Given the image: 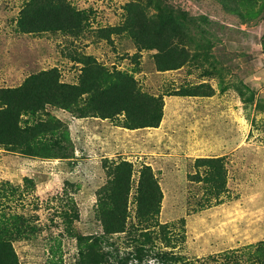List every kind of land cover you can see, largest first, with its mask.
I'll use <instances>...</instances> for the list:
<instances>
[{
    "label": "rangeland",
    "instance_id": "374dc122",
    "mask_svg": "<svg viewBox=\"0 0 264 264\" xmlns=\"http://www.w3.org/2000/svg\"><path fill=\"white\" fill-rule=\"evenodd\" d=\"M29 1L0 0V87L53 68L60 82L78 83L82 56L91 55L131 74L141 92L161 96L163 116L157 127L128 129L123 114L101 118L85 110L84 94L69 110L45 106L69 133L68 145L52 138L61 157L0 144V218L12 230L17 221L26 226L12 240L19 263L172 264L242 253L264 239V5L252 19L229 11L233 0H141L146 14L179 16L187 24L188 61L159 71L157 49L140 48L125 30H113L134 0H67L80 14L76 34L22 32L18 20ZM200 83L212 95L178 94ZM202 157L222 161L219 190L209 167L195 166ZM120 160L132 165L125 230L105 235L98 194ZM145 165L162 192L152 222L136 216ZM160 224L169 230V246Z\"/></svg>",
    "mask_w": 264,
    "mask_h": 264
},
{
    "label": "trees",
    "instance_id": "16d2710c",
    "mask_svg": "<svg viewBox=\"0 0 264 264\" xmlns=\"http://www.w3.org/2000/svg\"><path fill=\"white\" fill-rule=\"evenodd\" d=\"M259 5L255 9L257 0H233L228 9L244 18L253 19L260 17V7L264 5V0ZM125 9V21L113 30H125L140 48L157 49V70L175 69L188 61L189 51L185 40L189 36L184 31L187 24L179 16L171 19L148 15L143 10L141 0L128 2ZM18 26L22 32L57 30L76 34L80 29V14L67 0H30L21 10ZM82 62L83 71L78 83L60 82L53 68L30 75L17 86L0 87V144H6L24 155L61 157L56 149L57 142H53L52 138H58L68 145L69 133L57 117L44 112L45 106L69 110L80 103L84 94L88 97L83 108L93 113V116L108 118L123 114L122 126L128 129L159 126L163 116L161 96L141 92L131 74L117 69L110 70L91 55H83ZM212 91L209 86L205 89L200 83L189 90L182 89L178 94L209 96ZM40 110L42 113L38 112ZM40 113L44 115L42 118L30 120L31 116ZM23 115H27V118L23 119ZM201 165L208 166L211 175L216 177L217 190L223 187L222 161L216 157L196 158L195 166ZM131 172V163L120 160L111 167L108 183L99 189L97 204L105 235L125 230ZM161 198V189L150 166H143L139 176L137 218L152 222L159 212ZM14 226L16 231L12 230L9 223L3 222L1 214L0 264H20L12 240L16 234L22 236L26 226L18 221ZM159 227L164 246H169L170 238L166 234L169 230L165 229L164 224ZM240 251L242 253L226 251L192 262L172 257L175 260L172 264H264V239L247 244ZM168 261L160 260L159 264H168Z\"/></svg>",
    "mask_w": 264,
    "mask_h": 264
}]
</instances>
